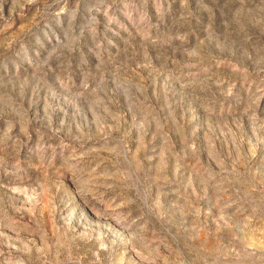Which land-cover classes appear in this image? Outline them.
<instances>
[{"label":"rangeland","instance_id":"obj_1","mask_svg":"<svg viewBox=\"0 0 264 264\" xmlns=\"http://www.w3.org/2000/svg\"><path fill=\"white\" fill-rule=\"evenodd\" d=\"M0 264H264V0H0Z\"/></svg>","mask_w":264,"mask_h":264}]
</instances>
